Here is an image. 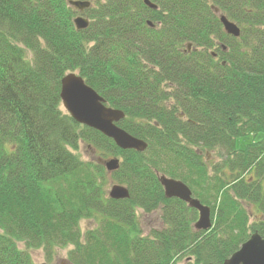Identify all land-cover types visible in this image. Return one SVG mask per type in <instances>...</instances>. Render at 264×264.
I'll list each match as a JSON object with an SVG mask.
<instances>
[{
	"label": "trees",
	"instance_id": "trees-1",
	"mask_svg": "<svg viewBox=\"0 0 264 264\" xmlns=\"http://www.w3.org/2000/svg\"><path fill=\"white\" fill-rule=\"evenodd\" d=\"M151 1L156 9L91 0L77 30L66 0H0V264L68 246L71 264H222L250 233L264 237V143L233 146L264 127V0ZM72 71L124 112L117 124L144 151L120 149L62 109L60 81ZM80 140L121 158L110 175L128 198L106 195L105 167L73 152ZM210 154L220 161L210 165ZM156 172L209 205V229L164 197ZM243 203L260 213L251 224ZM136 208L159 209L162 227L143 234ZM95 215L82 234L80 221Z\"/></svg>",
	"mask_w": 264,
	"mask_h": 264
},
{
	"label": "water",
	"instance_id": "water-1",
	"mask_svg": "<svg viewBox=\"0 0 264 264\" xmlns=\"http://www.w3.org/2000/svg\"><path fill=\"white\" fill-rule=\"evenodd\" d=\"M66 1L80 13L91 6L90 0ZM143 2L149 8H157V5L151 0H143ZM215 11L217 12V9ZM219 20L227 34L235 37L240 34L237 24L225 15L219 14ZM73 24L77 30H82L89 25V20L83 14H78L73 18ZM148 24L151 25V22L148 21ZM189 47L190 44L187 45V48ZM59 96L62 107L73 120L111 138L120 149H133L142 152L147 148L145 140L128 133L117 125V122L124 118V112L106 105L104 99L78 73L68 72L61 78ZM96 160L109 173L118 169L120 163L118 157H97ZM156 174L165 198H177L197 211V219L194 222L196 230H207L212 226L210 207L194 197L186 183L159 172ZM108 197L112 199L128 198L129 190L124 185L114 184L108 191ZM222 264H264V237L257 231L252 232Z\"/></svg>",
	"mask_w": 264,
	"mask_h": 264
},
{
	"label": "rangeland",
	"instance_id": "rangeland-1",
	"mask_svg": "<svg viewBox=\"0 0 264 264\" xmlns=\"http://www.w3.org/2000/svg\"><path fill=\"white\" fill-rule=\"evenodd\" d=\"M62 109L65 110L63 107ZM90 145L91 144L80 140L78 142L77 149L72 151L83 161H89L91 159H96L97 157H101V158L118 157V156H111L104 154L100 149ZM118 158L121 161V158L120 157ZM208 159L210 160L209 161L211 163L210 165L220 161L218 155H214V154H210ZM103 184L107 196H108V191L112 185L119 184L125 186V184L119 183L118 181L114 180L109 172L105 174V179ZM243 205L249 214L250 217L249 223L251 224L255 220H257V218L260 216V213L255 205L249 203H243ZM135 214H136L137 222L143 234L149 233L150 229L152 228L162 227V221L160 218L159 209L146 213L141 208H136ZM98 219L99 216L96 215L95 217L92 218L82 219L79 223L81 233L83 234L88 228H92L96 226ZM196 219H197V214L195 220ZM17 247L23 250L25 248L23 242H18ZM71 248H72L71 246L64 248L54 247L51 251L48 249L36 248V249H29L28 252L32 264H71V262L68 260V253L71 250ZM182 262L183 261H179L178 264H182Z\"/></svg>",
	"mask_w": 264,
	"mask_h": 264
},
{
	"label": "clouds",
	"instance_id": "clouds-1",
	"mask_svg": "<svg viewBox=\"0 0 264 264\" xmlns=\"http://www.w3.org/2000/svg\"><path fill=\"white\" fill-rule=\"evenodd\" d=\"M264 143V127L258 129H245L243 136L233 137V146L236 151H243L249 145Z\"/></svg>",
	"mask_w": 264,
	"mask_h": 264
},
{
	"label": "flooded vegetation",
	"instance_id": "flooded-vegetation-1",
	"mask_svg": "<svg viewBox=\"0 0 264 264\" xmlns=\"http://www.w3.org/2000/svg\"><path fill=\"white\" fill-rule=\"evenodd\" d=\"M213 56L216 57L217 56L216 53H213Z\"/></svg>",
	"mask_w": 264,
	"mask_h": 264
}]
</instances>
